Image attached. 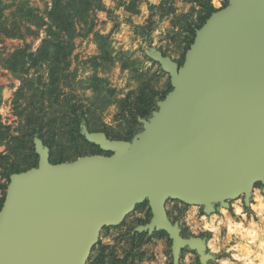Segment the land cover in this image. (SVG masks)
Returning a JSON list of instances; mask_svg holds the SVG:
<instances>
[{
	"label": "water",
	"instance_id": "obj_1",
	"mask_svg": "<svg viewBox=\"0 0 264 264\" xmlns=\"http://www.w3.org/2000/svg\"><path fill=\"white\" fill-rule=\"evenodd\" d=\"M147 56L170 77L132 140L81 134L110 156L86 155L54 164L35 140L38 166L10 176L0 211V264H88L106 227L120 226L148 201L152 218L133 233L165 231L173 264L182 251L210 263L207 239L185 238L168 201L201 207L251 205L264 194V0H229L196 32L183 65L156 48Z\"/></svg>",
	"mask_w": 264,
	"mask_h": 264
},
{
	"label": "trees",
	"instance_id": "obj_2",
	"mask_svg": "<svg viewBox=\"0 0 264 264\" xmlns=\"http://www.w3.org/2000/svg\"><path fill=\"white\" fill-rule=\"evenodd\" d=\"M187 1L192 4V11L177 17L172 0H162L159 5L149 4L151 14L147 25L135 27V34L143 39V46L152 44V32L156 25L154 17L157 12L161 17L174 16L173 29L180 38L178 47L182 50L179 59L176 60L180 65L185 61L186 53L195 40L197 30L206 23L214 10L211 0ZM228 3L229 0H225L223 8ZM51 4L47 17L39 16L26 4L19 6L15 13L22 21L36 26L39 31H44L45 36L35 52H29L30 46L26 45L16 51L4 64L6 69L15 73L21 81L13 98L15 114L20 122L15 129L0 124V146L6 147L5 154L1 156L0 177H3L5 182L0 184V188L3 189L0 211L6 200L10 176L15 172H24L38 166L39 155L35 148L37 138L49 147L50 161L54 164L71 162L86 155L110 156L112 153L103 151L81 134L82 123L86 122L90 132H104L111 140L130 141L143 127L140 119L151 118L158 108V102L164 100L172 90L170 82L168 88L161 91L152 84V77L146 78L145 73H137V88L118 98L116 90L106 87L107 81L98 76L99 67L106 64L114 66L120 60L122 69L127 70L131 69L132 65H136V62L129 63L130 61L118 59V53L114 55L115 51L111 47L110 36L95 31L92 14L95 11L106 10L103 0H51ZM123 6L132 16L141 13L138 0H132ZM7 8L5 2L0 0L1 33L8 38L23 39L25 35L21 31L19 21L8 26L6 20H3ZM78 25L87 28L86 35H92L98 47V54L91 58L95 72L87 86V89L93 92V96L89 99L76 94L74 82L77 73L71 71L72 56L76 47L75 39L79 35ZM27 31L34 33L30 29ZM35 34L38 37V32ZM142 51L145 59L155 62L146 56L143 49ZM163 54L168 56L166 52ZM32 69L37 72L46 69L47 76L39 74L36 78H30ZM67 88L71 90L68 91ZM114 105L118 108L115 116L117 127L103 123L102 115H99ZM258 187H262V184H257L255 188ZM173 202V212L177 211L176 220L183 215L179 206L182 205L184 208L189 206L180 201ZM245 210L247 213L252 211L250 207H246ZM136 211H143L144 217L137 218L121 236L126 238L122 253L117 245H108L99 241L91 253L88 264H141L146 257L144 247L154 239L165 237L172 244L165 231H158L153 235L147 232L133 233L137 225L148 223L152 218L148 201L138 204ZM171 214L169 212L170 217ZM126 225L124 221L120 226L106 227L104 231L107 232L111 228L122 229ZM182 235L185 238L190 236L188 227L183 226ZM205 235L211 236V233ZM186 253L196 255L195 251L184 249L182 257ZM197 261L199 263L198 259ZM170 264H173L172 256Z\"/></svg>",
	"mask_w": 264,
	"mask_h": 264
},
{
	"label": "rangeland",
	"instance_id": "obj_3",
	"mask_svg": "<svg viewBox=\"0 0 264 264\" xmlns=\"http://www.w3.org/2000/svg\"><path fill=\"white\" fill-rule=\"evenodd\" d=\"M2 1L8 6L3 20H6L8 26L15 21H19L21 31L25 35L23 39L8 38L0 31V124L15 129L20 121L15 114L13 98L21 85V81L15 73L6 69L4 64L16 51L23 49L26 45L30 46L29 52H35L45 36L44 31H39L36 26L22 21L21 17L15 13L19 6L26 4L34 9L39 16L47 17V12L52 4L51 0ZM130 1L132 0H103L106 10L95 11L92 14V16L94 15L92 21L95 24V31L110 36L111 47L115 51L114 55L118 53V59H123L125 62H136V65H132L131 69L127 70L122 69L120 60L114 66L106 64L99 67L98 76L107 81L106 87L116 90L118 98L124 97L131 90L137 88V73H145L146 78L152 77V84L158 90L164 91L168 88L169 75L162 71L163 69L159 63L145 59L142 49L146 54V50L149 48H156L161 52H166L175 61L179 59L182 51L178 47L180 38L177 37L176 31L173 29L174 16L161 17L158 12L154 17L156 25L152 32L153 42L143 46V39L135 34V27L147 25L151 14L149 4L159 5L162 0H138L141 13L134 16L128 13L123 6ZM172 1L175 8V17L186 15L192 11V4L187 0ZM211 1L214 10L222 9L225 3V0ZM27 29L32 30L34 33H29ZM78 31L79 35L75 39L76 47L72 56L71 71L77 73L74 82L76 94L84 99H89L93 96V92L88 90L87 86L95 72V65L91 58L98 54V47L94 37L86 35L87 28L78 25ZM37 32L38 37L35 34ZM39 74L46 77L47 70L41 69L37 72L32 69L30 78H36ZM67 90L70 91L71 89L67 88ZM117 112L118 108L114 105L102 114L99 113V115H102L103 123L117 127L115 120ZM5 149V146H0V169L1 156L5 154ZM4 182L3 177H0V184ZM262 190L263 185L253 190L251 205L249 206L252 210L250 213L245 210L243 197L231 201V208L228 210L217 206V212L211 215H206L201 207L189 206L184 208L180 205L183 215L176 220L177 211L173 212L174 203L168 201L166 207L172 213L171 220L178 221L182 230L183 226L188 227L190 236H200L207 239V252L211 257L210 262L213 264H264V194ZM2 195L3 189L0 188V199ZM239 207L242 208L240 214L237 213ZM143 217V211H136L126 218L127 225L122 229L111 228L107 232L103 230L100 241L108 245H117L122 253L126 245V238L121 236L137 218ZM206 233H211V236L205 235ZM171 245L165 237L154 239L144 247L146 257L141 264H170ZM179 264L201 263L197 254L186 253L184 257H181Z\"/></svg>",
	"mask_w": 264,
	"mask_h": 264
},
{
	"label": "crops",
	"instance_id": "obj_4",
	"mask_svg": "<svg viewBox=\"0 0 264 264\" xmlns=\"http://www.w3.org/2000/svg\"><path fill=\"white\" fill-rule=\"evenodd\" d=\"M259 207H260V206H259ZM224 209H225V208H224ZM227 210H228V209H227ZM241 212H242V208L239 207V208L237 209V213L240 214Z\"/></svg>",
	"mask_w": 264,
	"mask_h": 264
},
{
	"label": "built area",
	"instance_id": "obj_5",
	"mask_svg": "<svg viewBox=\"0 0 264 264\" xmlns=\"http://www.w3.org/2000/svg\"><path fill=\"white\" fill-rule=\"evenodd\" d=\"M171 202H173V201H171ZM174 203V202H173Z\"/></svg>",
	"mask_w": 264,
	"mask_h": 264
},
{
	"label": "flooded vegetation",
	"instance_id": "obj_6",
	"mask_svg": "<svg viewBox=\"0 0 264 264\" xmlns=\"http://www.w3.org/2000/svg\"><path fill=\"white\" fill-rule=\"evenodd\" d=\"M219 207V206H218Z\"/></svg>",
	"mask_w": 264,
	"mask_h": 264
}]
</instances>
